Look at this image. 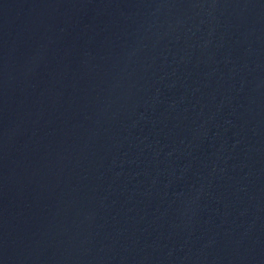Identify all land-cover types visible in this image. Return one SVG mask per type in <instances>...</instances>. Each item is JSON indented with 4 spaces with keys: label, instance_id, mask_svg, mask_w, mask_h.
<instances>
[{
    "label": "water",
    "instance_id": "obj_1",
    "mask_svg": "<svg viewBox=\"0 0 264 264\" xmlns=\"http://www.w3.org/2000/svg\"><path fill=\"white\" fill-rule=\"evenodd\" d=\"M0 264H264V0H0Z\"/></svg>",
    "mask_w": 264,
    "mask_h": 264
}]
</instances>
